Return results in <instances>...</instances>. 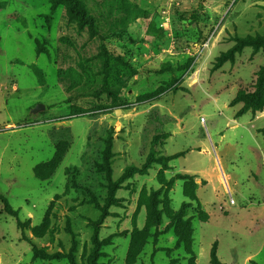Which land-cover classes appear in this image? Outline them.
<instances>
[{
	"label": "rangeland",
	"instance_id": "1",
	"mask_svg": "<svg viewBox=\"0 0 264 264\" xmlns=\"http://www.w3.org/2000/svg\"><path fill=\"white\" fill-rule=\"evenodd\" d=\"M54 1L0 0V195L26 238L90 264L91 224L107 207L97 264H210L215 243L221 264H264L249 180L263 163L249 117L235 116L264 51L215 67L236 39L264 33V0H65L48 24ZM176 174L197 176L163 188L149 227V193ZM184 227L192 243L176 248ZM30 243L0 203V264H68L34 259Z\"/></svg>",
	"mask_w": 264,
	"mask_h": 264
},
{
	"label": "trees",
	"instance_id": "2",
	"mask_svg": "<svg viewBox=\"0 0 264 264\" xmlns=\"http://www.w3.org/2000/svg\"><path fill=\"white\" fill-rule=\"evenodd\" d=\"M65 0H55L52 3V7L50 10L49 15L46 17L47 23H50L51 17L54 13V10L61 4L64 3ZM252 48L255 52H258L260 50L264 51V33L262 35H257L255 37H246V38H238L235 40L234 46H232L227 52L222 53L220 57L217 58L215 62V67H220L223 63L225 62H232L234 59L235 54H238L241 52L243 48ZM104 72H105V77L108 74V62H105L104 65ZM239 97V96H238ZM244 101H245V106H243L240 110H238L235 114L236 117H241L245 115L248 111H250L251 116H254L257 112H260L264 110V66L260 67L259 70L255 74V80L252 85V91L243 93V96H240ZM234 102V101H233ZM259 133H261L263 139H264V129L259 130ZM107 155L105 156L108 158V150H107ZM185 153H177L171 157L168 158H160L161 161L165 162H170L174 159H177L179 157H182ZM107 161V159H105ZM59 162L58 158L57 160L55 159V163L57 164ZM152 163V162H151ZM55 164V165H56ZM150 164V162H149ZM149 164H146L147 166ZM54 165V166H55ZM162 165V164H161ZM107 178H108V183H107V190H108V196H107V206L112 205L116 199H115V192L117 190V183H113L109 179V174L107 173ZM195 176H190L188 174H176L171 180L168 182L163 178L161 175L160 177V185L161 188L158 191H151L147 197L146 201V214H147V225L149 227H157L160 225V215L161 211L158 209L159 204L162 203V200L158 199V196L161 194L163 191V188L171 187L173 182L175 180H180V181H192L195 179ZM204 183V182H202ZM183 196L185 198H188L190 201H195L196 197L194 192L192 193H187L185 189H183ZM0 203L2 204V211L16 219L18 228L21 232V238L30 243V241L26 238L24 235V225L18 220V211L14 210L10 204L8 203L7 199L3 196L0 195ZM185 205H183L184 207ZM107 208V207H106ZM106 208H103L101 210V215L100 217L94 221L91 226L93 229V234H92V244H93V249L91 251V254L89 256V263L90 264H97V259L99 258V250L102 246V242L99 240V230L100 226L104 220V218L107 216L108 210ZM201 222H207L208 217H203L200 219ZM187 225V224H186ZM170 225L166 227V231L170 230ZM186 228V229H185ZM192 229H189L187 227L182 228L178 233H177V240L175 243V247L179 248L181 245H190L192 243ZM31 247V253L34 259L36 258H41V259H46V260H61V259H66L68 264H76L75 259L72 254H62V253H54V254H48L45 251L37 248L34 244L30 243ZM216 250L217 246L216 243L213 244L211 251H210V256H209V263L210 264H221L217 258L216 255Z\"/></svg>",
	"mask_w": 264,
	"mask_h": 264
},
{
	"label": "crops",
	"instance_id": "3",
	"mask_svg": "<svg viewBox=\"0 0 264 264\" xmlns=\"http://www.w3.org/2000/svg\"><path fill=\"white\" fill-rule=\"evenodd\" d=\"M245 115H247L249 117V120L247 122V125L249 127L247 129L249 130L250 135L254 138V141H255V143L257 145V148H258L257 151L260 153V159L262 160V163H263L262 170L264 172V150H263L264 142H262L263 144H260L258 139H257V136H260L261 139H263L261 133H259V130L264 129V127H261V123L264 122V114L263 113H257L254 116H251L250 114H245ZM237 125H238V122L235 119L229 120V127H235ZM249 149L252 150L251 147ZM225 150H226L225 147L221 148V152H222L223 156H225ZM207 154H209V152H207ZM209 159H210L209 161H211V163L215 164V160H214L213 156H210ZM170 163H171V161H170ZM213 168L215 169V171H217L216 165H214ZM200 174H202V177L204 178L203 181L205 182V184H207L208 181L205 180V179H208V177H210V175L208 174L207 170L206 171L205 170L204 171H200ZM260 174H261V172H258V173H254V174L249 176V180L252 182V184H254V187H256L257 196H258V200H259L257 205L260 206L259 208H256L254 210L252 209V212H251L250 216L251 217H256L261 223L264 224V184L260 183V181H259V180H262V182H264V175H263L262 178H260ZM195 176H197V175H195ZM219 180L221 181L220 178H219ZM252 198L253 197H250L249 200H252ZM253 203H255V202H253ZM242 214H244V213H242L241 210H238L235 213V215L239 216V220H238L239 222L242 219V216H243ZM261 248L264 249V241L261 244ZM216 254H217V251H216ZM250 258H252V256L247 257L246 261H248Z\"/></svg>",
	"mask_w": 264,
	"mask_h": 264
},
{
	"label": "water",
	"instance_id": "4",
	"mask_svg": "<svg viewBox=\"0 0 264 264\" xmlns=\"http://www.w3.org/2000/svg\"><path fill=\"white\" fill-rule=\"evenodd\" d=\"M40 109H42V106H37V108H35L34 111H37V110H40ZM115 113L118 114L119 113V110L115 111Z\"/></svg>",
	"mask_w": 264,
	"mask_h": 264
},
{
	"label": "built area",
	"instance_id": "5",
	"mask_svg": "<svg viewBox=\"0 0 264 264\" xmlns=\"http://www.w3.org/2000/svg\"><path fill=\"white\" fill-rule=\"evenodd\" d=\"M229 203H230V205L234 204V201H233V199L231 197H230Z\"/></svg>",
	"mask_w": 264,
	"mask_h": 264
}]
</instances>
